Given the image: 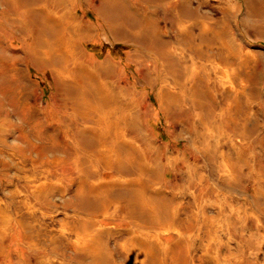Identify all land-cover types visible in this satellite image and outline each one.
Listing matches in <instances>:
<instances>
[{"label":"rangeland","instance_id":"rangeland-1","mask_svg":"<svg viewBox=\"0 0 264 264\" xmlns=\"http://www.w3.org/2000/svg\"><path fill=\"white\" fill-rule=\"evenodd\" d=\"M36 1L0 0V264H90L82 251L57 238L59 231L71 240L74 231L82 233L70 218L72 211L59 208L69 195L46 197L39 188L44 180H57L60 165L43 163L35 168L38 177L30 180L27 157L37 154L18 148L23 144L17 128L27 129L20 118L24 102L49 128L66 126L60 132L73 144L83 124L68 119L52 68L34 63L28 53L30 45L40 50L54 43L56 18L63 12L58 0ZM109 2L74 4V14L91 29L76 49L87 66L110 64L90 81L100 84L106 102L118 113L122 104H135L139 129L157 153L151 149L145 159L151 163L156 158L154 179L160 184L155 186L166 200L165 207L155 204L133 214L139 226L124 218L123 203L112 214L110 208L104 217L96 213L89 218L106 235L127 234L133 226L137 246L145 245L139 232L154 228L152 214L170 221L167 230L156 234V246L142 264H264V0ZM219 45L222 58L214 59L209 48ZM53 60L60 62V57ZM161 96L169 101V112L160 105ZM137 143L144 147L142 140ZM114 174L100 170L97 178L110 180ZM75 179L72 173L62 181L66 191L73 190ZM121 190L110 198L130 194ZM83 198L73 197L77 208ZM96 200L90 197V204ZM62 215L66 222L59 226ZM217 239L235 256L223 259L229 249L224 244L216 248ZM178 241L179 251L170 250Z\"/></svg>","mask_w":264,"mask_h":264},{"label":"bare ground","instance_id":"bare-ground-1","mask_svg":"<svg viewBox=\"0 0 264 264\" xmlns=\"http://www.w3.org/2000/svg\"><path fill=\"white\" fill-rule=\"evenodd\" d=\"M58 1V6L56 5V2L55 5L60 7V10L63 9V12L56 18L57 26L55 28L56 30L53 31V33H56V31L58 32V38H56L54 43L45 45L44 49L35 50L34 46L30 45L29 50H27L28 53L32 55L34 63H42L45 66L51 67L54 71L57 79V90L63 95L61 105L64 110L69 113L67 116L68 119H80L83 121L81 130L79 132V138L77 144H73L71 140L64 137L65 134L63 136V134L60 132L63 131L66 126H64V128H61V126H59L60 128H49L45 124V121H42L40 117L36 118L33 116L32 111L34 106L32 107L28 105V102H24L26 106V112L25 114L21 115L20 118L21 121L25 123L27 129L24 130V127L22 128V126L17 128L19 129L20 140L23 145H19V147L16 145L15 146L18 148H26L30 151L32 150L37 154L36 158L30 156L27 157L30 164V173H28L29 175L26 174V177H28L30 180H34L38 177L36 175L35 168L42 165L43 163L52 165L56 164L58 166L60 165V172L57 180L54 182L44 180L43 182L39 183V188L41 191H45L44 194H46V197L52 196L54 193H58L59 196L63 198L66 195H69L68 198L65 199L68 202L64 203V200L61 201V207L59 208L63 210L70 209L72 211L73 214L70 216V218L80 224L78 229L81 226L82 233L80 234V231L77 230L74 231L73 233L75 234V239L71 240V238L66 237L61 231H59L57 233V238L64 240L62 242L65 247L70 246L71 248L82 251L86 255V258L90 264H142L144 263L142 262V259L150 255V249L155 248L156 243L154 239L159 230H167L172 225L167 219L161 221V219L154 215L155 213H151L152 216H150V223L154 226V228L149 229L150 231L146 230L143 232L142 230L139 232V236L140 234H144V236L141 237H144L143 240L145 245L137 246L135 240L136 234L133 226L138 225V222L136 223L135 220L132 219L133 214L136 212L145 213V211L152 210L155 208V204L158 205V208L165 207V196H163L164 198L159 196V187L155 186L160 184L156 183V179H154L156 178V167L158 166H156V158L153 159V163H149V160L147 161L145 159L147 156L146 154L151 149H153V146L149 141H147L146 138H144V134L139 129L138 122L135 118V104L132 101L122 104V106L119 107L120 110L118 113V111L115 110L116 108L114 104L104 100L105 98L101 95L102 92L97 88V85L100 84L94 85L90 82L96 77L100 78V76L105 74L108 68L111 66L108 62H103L94 66H87L83 63L81 54L76 49V43L78 41L84 40L91 36V29L86 27L83 21L74 14V4L77 1L83 2L85 0ZM109 1L112 6L118 5L117 0ZM38 3L37 7L39 6ZM124 5H122V7ZM48 12L50 11L48 10ZM98 13L100 15L103 14L102 10L100 9L98 10ZM106 13L107 12L105 11L104 14L107 15ZM49 17L51 16L49 15ZM110 19L112 18L110 17ZM150 19L146 22L152 21ZM113 23L114 22H112V24ZM42 31H44V29ZM65 34L66 36L64 37L63 35ZM135 46L138 47L137 44H135ZM209 49L211 53H213L214 59L222 58V45L214 46L213 48ZM227 56L228 53L224 54L225 58H227ZM55 57H60V62H55L53 60ZM214 62H216V60ZM218 70L219 69H217L216 73L221 76ZM168 102H166L161 96L160 105L167 112L171 110ZM56 131H59L61 135H59V132L56 134ZM127 132L130 134L129 139H127L125 136V133ZM34 140H37L38 142H35ZM138 140L143 141L144 147H141L139 143H137ZM153 153H155V155L157 154L155 151ZM167 160L168 154L165 157V161ZM44 170L45 169L42 170V174L43 177L46 178L48 173ZM100 170H113L115 173L114 177L110 180H100L97 178ZM72 173L76 174L75 180L77 181L73 190L68 192L65 190L66 188H64L62 181L70 180ZM120 188H122L121 191H129L130 194L126 195V193H119L118 196L110 198L109 194L116 190L120 191ZM79 194H82L84 197H86V200L84 198L82 200L81 208H77L76 203L73 200V197L78 196ZM90 197L97 199L95 202L96 205L90 204ZM76 202H78V200H76ZM122 203L125 208L124 218L130 220L132 225L134 224L132 228L130 227L131 231L127 234H122L120 232L109 234L106 232L108 234L106 235L102 229L96 226V224L89 218L92 214L94 215L96 213L97 215L100 214L102 217H104L105 215H108L107 211L110 208L112 209V214ZM65 218L67 217L63 216L60 221L55 222L61 226L63 220L66 222ZM109 238L111 239L110 241H112L110 244L107 242ZM50 240L53 241L52 238H49V241ZM217 240L219 241L216 243V248L222 247L224 243L221 242L220 239ZM226 240H228V238ZM130 243H134L136 247L133 244V249H130L131 247L128 248L127 245ZM178 243L180 242L178 241L174 246L171 247L170 250L179 251V247L177 245ZM225 247L226 249H229L228 246ZM231 256H235V254H233L229 249L226 253H224L223 259L232 258Z\"/></svg>","mask_w":264,"mask_h":264},{"label":"trees","instance_id":"trees-1","mask_svg":"<svg viewBox=\"0 0 264 264\" xmlns=\"http://www.w3.org/2000/svg\"><path fill=\"white\" fill-rule=\"evenodd\" d=\"M118 47H120V46H118ZM100 57V56H99Z\"/></svg>","mask_w":264,"mask_h":264}]
</instances>
